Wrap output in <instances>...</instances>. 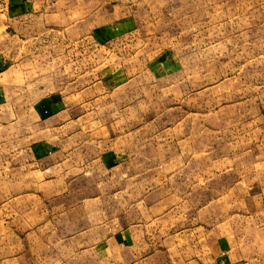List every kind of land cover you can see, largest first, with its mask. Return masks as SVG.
<instances>
[{
	"label": "rangeland",
	"instance_id": "rangeland-1",
	"mask_svg": "<svg viewBox=\"0 0 264 264\" xmlns=\"http://www.w3.org/2000/svg\"><path fill=\"white\" fill-rule=\"evenodd\" d=\"M25 5L0 0L11 122L92 164L58 177L0 121V264H264V0ZM54 93L61 132L34 110Z\"/></svg>",
	"mask_w": 264,
	"mask_h": 264
},
{
	"label": "crops",
	"instance_id": "crops-1",
	"mask_svg": "<svg viewBox=\"0 0 264 264\" xmlns=\"http://www.w3.org/2000/svg\"><path fill=\"white\" fill-rule=\"evenodd\" d=\"M11 3L16 2L18 0H10ZM33 1V0H32ZM22 2V0H20ZM25 3H31V0H24V9H29V5H25ZM15 105V104H13ZM10 104L8 107L7 103L5 102L2 89L0 87V121L2 122V127L7 128L10 126V128L14 127L17 130L20 131V145L23 147L26 145V153L29 155V151H31L32 159L36 164L41 163H48L44 164L47 165L49 168L46 170H52L53 174H56L58 177L61 176H75L78 175L80 172L83 173V171H89L90 165L92 164V160L87 159L86 155H78L76 153H72V151L68 152L69 154H65L68 142L61 143L60 140H58V143L56 140L49 141V140H42L35 142L32 147L28 146L27 139V126H23V120L22 117L20 119L21 123H18L16 121L15 123H12V119H18L19 115H22V112L18 109V107L15 105ZM36 106V107H35ZM34 110L37 111L38 119L41 122L44 123H50V127H52V131H62V128H65L69 125V122L64 115H67V110H62L61 102H60V95L59 94H52L50 96L44 97L41 100L34 103ZM55 118H57L58 126H55ZM64 121L62 122L61 121ZM0 122V123H1ZM54 122V123H53ZM54 124V125H52ZM52 125V126H51ZM26 132V133H25ZM83 151V150H82ZM115 154H109V153H102L98 156L96 159V162L100 166V168L105 170H110L111 162L114 164L117 162L118 166H121L123 163V159L120 157H115ZM92 159V157H90ZM116 161V162H115ZM23 170V167H21V171ZM28 172V169H26ZM22 180H23V172L21 173ZM64 174V175H62ZM27 176V174H26ZM127 235L123 233H119L113 237V239L110 240L108 237H98L96 238L97 241H100L103 248V245L109 243V251L112 250L111 243L115 244V246L118 248L124 247L125 242L128 241ZM111 242V243H110ZM220 258V256H219ZM256 261V258H251L249 255H243L241 253H234L229 255V260H221L217 264H258Z\"/></svg>",
	"mask_w": 264,
	"mask_h": 264
}]
</instances>
